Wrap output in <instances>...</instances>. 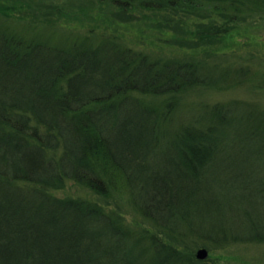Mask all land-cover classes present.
<instances>
[{
  "label": "trees",
  "instance_id": "obj_1",
  "mask_svg": "<svg viewBox=\"0 0 264 264\" xmlns=\"http://www.w3.org/2000/svg\"><path fill=\"white\" fill-rule=\"evenodd\" d=\"M46 1L0 0V16L26 23L0 20V264H205L177 242L264 243V110L229 100L177 116L194 91L264 90L261 56L258 67L209 61L237 35L264 47L249 27L264 0H75L86 6L69 11ZM73 17L95 23L90 36L39 30ZM140 22L192 56L116 33ZM68 181L125 197L160 235L57 195Z\"/></svg>",
  "mask_w": 264,
  "mask_h": 264
},
{
  "label": "rangeland",
  "instance_id": "obj_2",
  "mask_svg": "<svg viewBox=\"0 0 264 264\" xmlns=\"http://www.w3.org/2000/svg\"><path fill=\"white\" fill-rule=\"evenodd\" d=\"M60 1L61 0H54L52 2L46 1V3H58ZM66 1L67 5L65 6L67 11H69L70 8L78 9L77 7L86 6L83 2L79 3L75 0ZM62 2L65 3V1ZM72 14H74V12ZM19 18V15H15L11 18L0 16V20H6L12 27L23 30V26L26 25V23L25 20H20ZM253 23L254 20L249 21L251 33L253 35L257 34L258 37H261V40H263L264 17H259L257 24L253 25ZM93 24L95 23H90L89 21H78L73 17L70 20H61V22L59 21L55 24H50L49 26L43 25L39 30L43 36L52 37L54 39L71 38L79 35H88ZM116 33L122 38H125L124 40H126V43L132 44L134 42L137 47L145 48L154 55L184 58L186 53L189 56H192L188 53L191 52L190 50L174 49L169 47L166 40L172 36L168 33H160L154 27L145 22L137 23L135 26L125 23L124 25L117 27ZM90 35L91 34L88 36ZM234 41L239 43H234L232 47L227 50L226 54L213 56L209 59L210 63H217L220 65L229 63H249L250 65H257L256 67H258V56H261L262 59L264 58V47H261V45L257 44L256 41H251L243 36L237 35L234 37ZM197 58L200 59L203 58V56H198ZM245 59L250 61L245 62ZM229 100H243L251 102L260 110H264V90L242 85L225 90L203 89L185 94L180 98L181 107L177 116L180 120H187V118H190L192 114L200 111L201 107L212 105L215 102H225ZM56 194L60 196L80 195L87 197L92 201L101 203L107 211L120 218L132 229L146 230L154 235H160V233H158V229L145 222L129 204L125 197L123 199L117 198L116 201L107 202L83 188L74 186L71 181L67 182L64 190H59ZM177 244L181 249L193 252L195 257L196 252L199 249L205 248L207 250V256L204 259H198L203 260L205 264H264V243H237L211 248L199 243H193L195 244L193 247L190 245V241H186L185 243L177 242Z\"/></svg>",
  "mask_w": 264,
  "mask_h": 264
},
{
  "label": "water",
  "instance_id": "obj_3",
  "mask_svg": "<svg viewBox=\"0 0 264 264\" xmlns=\"http://www.w3.org/2000/svg\"><path fill=\"white\" fill-rule=\"evenodd\" d=\"M207 256V250L205 248H201L196 252L197 259H204Z\"/></svg>",
  "mask_w": 264,
  "mask_h": 264
}]
</instances>
